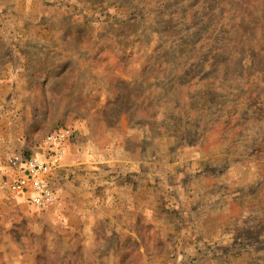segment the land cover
Masks as SVG:
<instances>
[{"label":"rangeland","instance_id":"374dc122","mask_svg":"<svg viewBox=\"0 0 264 264\" xmlns=\"http://www.w3.org/2000/svg\"><path fill=\"white\" fill-rule=\"evenodd\" d=\"M0 264H264V0H0Z\"/></svg>","mask_w":264,"mask_h":264},{"label":"built area","instance_id":"2783aa9c","mask_svg":"<svg viewBox=\"0 0 264 264\" xmlns=\"http://www.w3.org/2000/svg\"><path fill=\"white\" fill-rule=\"evenodd\" d=\"M66 140V134H49L46 136L48 145L56 144L57 148L48 150L47 154H32L30 156H14L10 162L17 169L22 170L12 183V190L27 194L29 202L37 209L43 210L56 201V195L50 186L49 177L55 166L58 165L63 150L60 142Z\"/></svg>","mask_w":264,"mask_h":264}]
</instances>
